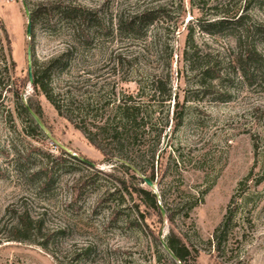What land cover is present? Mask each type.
<instances>
[{
  "label": "rangeland",
  "instance_id": "obj_1",
  "mask_svg": "<svg viewBox=\"0 0 264 264\" xmlns=\"http://www.w3.org/2000/svg\"><path fill=\"white\" fill-rule=\"evenodd\" d=\"M183 1L184 24L177 29L178 0H0L7 35L0 30V264H172L161 244L170 232L187 247L186 264H264V81L248 85L237 72L230 83L212 81L204 93L181 60L185 25L244 10L263 69L264 3ZM149 2L168 14L155 40L152 30L147 40L119 37L118 18ZM23 3L30 16L37 11L29 38ZM70 7L87 12L88 21L63 17ZM194 39L220 72L238 53L221 34L196 28ZM28 47L38 65L68 52L66 67L53 78L55 92L87 97L103 118L113 115L120 94L137 100L141 82L144 125L121 155L116 146L106 147L111 163L42 94L27 84L19 91ZM166 71L172 95L152 96L151 76ZM17 93L25 105L31 99L40 108L44 130L21 113ZM152 165L154 189L143 182ZM45 178L50 185L40 190ZM138 189L163 194L157 202L163 217L146 206ZM228 208L232 220L216 253L213 233ZM22 210L42 220L32 242L9 239L14 213Z\"/></svg>",
  "mask_w": 264,
  "mask_h": 264
},
{
  "label": "trees",
  "instance_id": "obj_2",
  "mask_svg": "<svg viewBox=\"0 0 264 264\" xmlns=\"http://www.w3.org/2000/svg\"><path fill=\"white\" fill-rule=\"evenodd\" d=\"M247 4H254L260 7L264 0H245ZM152 2L144 5V9H137L131 15L125 18H118L115 24V31L119 37L127 38H144L147 40L148 33L152 30L154 32L153 39L155 40L157 32L159 30V24L162 23V19L166 21L167 13L164 9L165 6L155 4L151 5ZM179 7V19L175 26L178 29L179 26L184 24L183 16L185 13L184 1L178 0ZM244 11V10H243ZM241 13L222 12L220 14L214 13L212 16L215 18L206 20L203 24L197 22V25H185L184 30L186 31L185 46L182 51L181 60L186 71H188L193 78L196 80L197 87L204 93L211 91V82L214 80H225L228 83L232 82L233 76L238 72L240 77L245 83L251 85L257 78H261L264 81V68L262 69V60L257 55L256 48L249 42L251 28L245 26L246 17ZM37 15V11L33 12L30 16L33 22V17ZM61 15L69 20L73 17L88 21L86 15L87 12L78 10L76 8H67L63 10ZM179 23V24H178ZM198 28L200 31L207 35H223L233 40L236 50V58L228 62V67L224 72H220L218 69V62L214 57L208 53L200 51L194 39L195 29ZM0 30L7 39L6 31L2 24H0ZM261 34L264 37L263 33ZM8 44V42H7ZM70 56L67 52L57 58L51 59L40 65L37 64L35 59H32V84L29 83L26 77L23 84H21L19 91L27 84L29 88L34 91H38L44 96L52 107L55 109L60 117L68 120L73 127L80 131L85 137L87 142L95 149L101 152L104 157V162H112V154L109 155V151H106L108 146H116L119 150V154L123 153L124 145L129 141L131 134L135 135V129L144 125V115H142V105L139 104V99L144 94L143 86L141 82H138V94L137 100L133 95L120 94L121 98L117 99V104L114 106V113L112 116L103 118L98 115L97 104H92L89 99L82 96H87L86 92L81 94L80 101L77 100V95L71 90L65 92H55L53 88V78L58 70L61 72L64 70L67 64H63L62 60ZM120 56V55H119ZM117 57L116 65L118 68H122V60ZM4 59V58H3ZM5 61V60H4ZM262 64V65H261ZM168 65V63H167ZM224 73V74H223ZM151 86L153 88L152 96H160L161 98H170L171 91L167 88L168 82L170 81V72L166 71L165 74H153ZM232 77V79L230 78ZM225 95V94H223ZM19 100V109L21 113L29 118L31 124L35 127L38 125L29 115L27 108H29L37 117L40 118V108L32 103L31 99H28L27 104L21 102L19 94H15ZM117 96V95H116ZM175 128L181 125V117L175 118ZM168 122H166L167 125ZM132 138V137H131ZM118 154V155H119ZM119 162V161H117ZM151 176L149 180L154 181V169L151 166ZM49 179L45 178L40 184V190H45L49 187ZM125 188L124 184L122 183ZM140 196L146 199V206L151 208L163 217L160 207L157 204L159 200H163V194H155L148 190L138 189L136 190ZM159 197V199H158ZM192 209L189 206L187 212ZM233 210L228 208L226 215L222 222L214 230V248L216 253H220L223 249V242L225 234L229 229L232 220ZM15 214V223L10 227L9 239L16 242H32V237L39 235L42 227V220L40 218L33 219L30 217L27 210H22ZM173 214L166 215V219L172 221ZM167 248L176 257V259L186 264L189 251L187 247L176 237L173 232H170L167 238L164 240ZM170 257V255H169ZM171 263L176 262L170 257Z\"/></svg>",
  "mask_w": 264,
  "mask_h": 264
},
{
  "label": "water",
  "instance_id": "obj_3",
  "mask_svg": "<svg viewBox=\"0 0 264 264\" xmlns=\"http://www.w3.org/2000/svg\"><path fill=\"white\" fill-rule=\"evenodd\" d=\"M23 9L24 13L27 17V26H26V36L29 38L31 32V20H30V13L27 8V6L23 3ZM27 78L29 80V83L32 84V62H31V51L30 47L27 48ZM27 111L29 115L32 117V119L35 121V123L38 125V127L42 130H44L43 125L41 124L39 118L29 109L27 108ZM90 166H93V164L86 162ZM143 182L146 184V186L150 189H154L153 182H151L149 179L143 178ZM159 205V204H158ZM161 213L164 214L162 208H160ZM161 244L163 249L170 255V257L177 263V264H184L176 259V257L170 252V250L167 248L165 242L161 240Z\"/></svg>",
  "mask_w": 264,
  "mask_h": 264
}]
</instances>
